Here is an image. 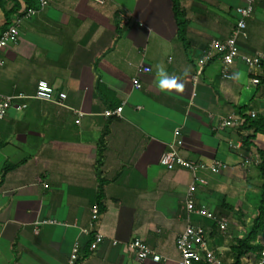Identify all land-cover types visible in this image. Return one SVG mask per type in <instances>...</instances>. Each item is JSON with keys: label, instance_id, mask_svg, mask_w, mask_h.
Here are the masks:
<instances>
[{"label": "crops", "instance_id": "0c3cea01", "mask_svg": "<svg viewBox=\"0 0 264 264\" xmlns=\"http://www.w3.org/2000/svg\"><path fill=\"white\" fill-rule=\"evenodd\" d=\"M178 1L177 18L172 0H49L0 51V94L33 95L40 79L66 93L64 105L29 98L0 120V264H68L75 242L78 264H177L176 237L189 223L205 228L213 264L233 262L230 247L250 230L263 183L264 133L245 144L252 130L240 125L243 115L264 116V0H251L239 38L241 54L260 53L263 65L251 72L238 59L230 78L218 54L198 67L249 0ZM6 23L0 6V34ZM120 106V115H104ZM223 119L239 125L221 127ZM170 145L185 159L224 163L219 173L198 171L206 182L195 191L197 205L226 222L224 231L186 211L193 173L160 164ZM7 164L14 167L2 176ZM97 233L105 238L90 249ZM134 237L163 260L139 261L126 246ZM259 252L240 264H257Z\"/></svg>", "mask_w": 264, "mask_h": 264}, {"label": "built area", "instance_id": "2783aa9c", "mask_svg": "<svg viewBox=\"0 0 264 264\" xmlns=\"http://www.w3.org/2000/svg\"><path fill=\"white\" fill-rule=\"evenodd\" d=\"M98 3H104V0H94ZM49 0H39L38 8H27L17 15L8 28L0 34V51L9 45H14L19 39V28L21 23L43 11L48 6ZM240 18L236 24V27L232 30L229 37L225 39H212L207 49L204 51V55L200 60V66L198 72L203 69L204 64L209 59L213 58L217 54L220 55L223 62L222 77L230 78L229 67L234 64L238 59L241 60L250 70H257L262 67L263 56L260 53H254L253 55L241 54L239 50V38L245 35L246 18L252 14V1L249 0L248 4L237 9ZM0 59V65H1ZM151 68L149 66H141L142 72H149ZM132 86L136 89L141 88V82L139 76L136 75L131 80ZM254 84L260 82L259 77L252 79ZM29 98H35L44 101H53L57 104L64 105L66 99V93L56 92L54 88L43 79L37 82L36 89L33 95L23 94H0V120L3 119L10 108L22 110L27 107L25 100ZM122 107H117L113 110L108 109L104 111V115L113 116L120 115ZM78 116L82 113L77 111ZM78 123L79 120H76ZM238 119H223L221 127L238 126ZM160 164L168 169L182 168L193 173V181L189 185L185 194L184 202L186 211L189 214H196L206 219L215 221L221 231L226 229V222L220 220L219 217L212 211L207 210L202 205H197L195 201L196 185L198 183H205L204 178L196 175L198 171H209L211 173H219L224 168V163L220 160H213L212 162L194 161L183 158L173 145H170L160 157ZM99 216V209L97 206L92 209V219L97 220ZM54 223L53 220L43 221ZM83 232L88 233L87 229H83ZM207 232L202 225L189 223L176 237V248L179 252V258L177 264H197L198 262L206 259V262L213 264L218 263L215 260L214 255L207 247ZM105 236L102 233H97L94 237V241L90 244V249H93L98 243L104 240ZM117 241H113L116 244ZM128 249L134 252L139 261H145L147 259L152 260L155 263L161 262L163 257L156 253L147 243L138 237H134L126 242ZM81 247L78 242L73 244L71 249L68 264H78V260L81 255ZM204 254V255H203ZM257 264H264V244L259 252Z\"/></svg>", "mask_w": 264, "mask_h": 264}, {"label": "trees", "instance_id": "16d2710c", "mask_svg": "<svg viewBox=\"0 0 264 264\" xmlns=\"http://www.w3.org/2000/svg\"><path fill=\"white\" fill-rule=\"evenodd\" d=\"M9 1L12 2V6L10 9H6L5 5L8 2V0H3V1L0 0V6L4 11V15L7 20L6 23L7 25L8 24L10 25L11 23L10 18L13 14L20 12L22 13V11H20L22 5L19 0H9ZM22 1L25 5L24 10H26L29 7L31 8L39 7V0H22ZM172 1H173V9L178 18L183 15V12H181L182 11L181 6L178 0H172ZM183 22L184 21L179 22V24L184 26ZM56 92H60V91H56ZM243 116H244L243 117L244 121L240 125V128L252 130L250 134H247L246 136L242 137L243 142L245 144H249L250 140H253L258 133H264V116H256L255 118H251L250 116L246 117L245 115ZM260 154H261V161L258 163L257 168L259 170L260 178L262 179L263 183L261 185L259 192L257 214L254 216L252 220L251 228L246 234V236L242 238H237L235 242L231 245L230 248L233 254V262L231 264H240L241 258L245 256L247 253L249 252L258 253L262 249V245L258 243V236L264 234V150H261ZM13 167L14 165H10V164L4 165L2 167L1 175L4 176V174ZM197 264H209V263L206 262V259H203Z\"/></svg>", "mask_w": 264, "mask_h": 264}, {"label": "rangeland", "instance_id": "374dc122", "mask_svg": "<svg viewBox=\"0 0 264 264\" xmlns=\"http://www.w3.org/2000/svg\"><path fill=\"white\" fill-rule=\"evenodd\" d=\"M254 196H256V199H255V201H258L259 199V192L256 194V195H254ZM249 200L252 202L253 200H252V195H250L249 196Z\"/></svg>", "mask_w": 264, "mask_h": 264}]
</instances>
